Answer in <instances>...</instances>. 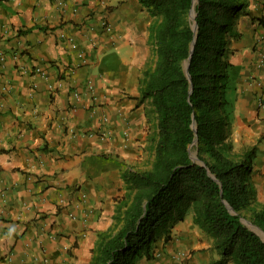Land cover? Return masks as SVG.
Here are the masks:
<instances>
[{"label":"crops","instance_id":"obj_1","mask_svg":"<svg viewBox=\"0 0 264 264\" xmlns=\"http://www.w3.org/2000/svg\"><path fill=\"white\" fill-rule=\"evenodd\" d=\"M247 13L228 48L237 143L264 133V0H249ZM153 24L139 0L0 2V264H96L100 235L117 231L128 201L122 173L153 160L157 121L141 93L157 58ZM250 148L264 204V140ZM217 258L190 212L135 262Z\"/></svg>","mask_w":264,"mask_h":264},{"label":"trees","instance_id":"obj_2","mask_svg":"<svg viewBox=\"0 0 264 264\" xmlns=\"http://www.w3.org/2000/svg\"><path fill=\"white\" fill-rule=\"evenodd\" d=\"M139 1L154 18L157 58L141 82L142 98L151 100L157 121L153 160L147 169L122 173L128 201L115 217L117 231L100 235L94 263L136 264L156 239L170 240L192 212L214 241L218 258L211 264H264V241L242 222L264 232V204L251 181L256 151L233 154L229 142L228 92L235 89L237 72L228 48L237 18L248 15L249 0ZM193 4L196 32L189 18ZM193 122L198 141L191 151L200 163L189 156Z\"/></svg>","mask_w":264,"mask_h":264},{"label":"water","instance_id":"obj_3","mask_svg":"<svg viewBox=\"0 0 264 264\" xmlns=\"http://www.w3.org/2000/svg\"><path fill=\"white\" fill-rule=\"evenodd\" d=\"M195 2H196V0H194V4H195ZM194 4H193V6H192V9L190 10V13H189V18H190V20L192 21V30L194 31V32H196V30H197V25H196V22H195V17H196V15H195V12H194ZM194 44H195V38H194V40H193V42H192V44H191V51L193 50V48H194ZM189 63H190V58L189 59H187L185 62H184V69H185V72L187 73L188 72V67H189ZM192 130L194 131V135H195V138H194V141H193V143L190 145V147H189V156H190V158H191V160L193 161V162H196V163H200L199 162V160H198V158H197V156H196V154H194V153H192V151H191V148H192V146L193 145H196V143H197V141H198V136H197V127H196V124H195V122H193L192 123ZM226 207L228 208V210L230 211V213H232V214H235L234 213V211L230 208V206H228L227 204H226ZM250 230H252L253 232H255L263 241H264V232L261 230V229H259L258 227H256V226H254V225H252L250 222H248V221H242Z\"/></svg>","mask_w":264,"mask_h":264},{"label":"rangeland","instance_id":"obj_4","mask_svg":"<svg viewBox=\"0 0 264 264\" xmlns=\"http://www.w3.org/2000/svg\"><path fill=\"white\" fill-rule=\"evenodd\" d=\"M236 83V82H235ZM235 86V85H234ZM235 91H236V89H234V88H231L230 89V91L228 92V96H229V98L231 99V103H232V125H231V135H232V131H233V125H234V110H235V108H234V95H235ZM155 115V114H154ZM155 118H156V116H155ZM155 134V133H154ZM230 135V138H229V142H230V144H231V146H232V153L233 154H238V153H242V152H244V151H246V150H248L249 149V147H251V145L255 142V141H257V143H261L263 140H264V133L263 132H261L260 134H258V136H257V138L256 137H252V140H250L248 143L247 142H245V143H242V142H239V143H237V142H233V140H232V136ZM155 136V135H154ZM242 138H245V137H242ZM241 145V146H240ZM254 148H256V147H254ZM251 149V148H250ZM192 153H194V154H196V151H194V150H192ZM252 178H253V175L251 176V181H252V183H254L253 182V180H252ZM257 201H258V198H257ZM259 203V202H258Z\"/></svg>","mask_w":264,"mask_h":264},{"label":"built area","instance_id":"obj_5","mask_svg":"<svg viewBox=\"0 0 264 264\" xmlns=\"http://www.w3.org/2000/svg\"><path fill=\"white\" fill-rule=\"evenodd\" d=\"M3 1H6V0H0V2H3ZM103 24H104V26H107V28L109 27L108 25H106V23H103ZM78 58H79V59H83V55H82L81 53H79V54H78ZM259 66H260V67H263V66H264V56H263L262 59L259 61ZM35 72L39 73L40 70H39V69H35ZM87 88H88L89 90H92V89H93L92 81H89V82H88ZM74 96H75L76 98H78V93H74ZM257 104H258V109L264 111V97L259 98Z\"/></svg>","mask_w":264,"mask_h":264}]
</instances>
